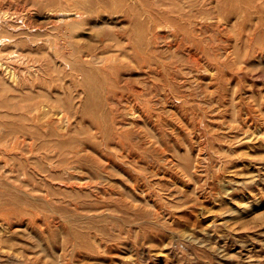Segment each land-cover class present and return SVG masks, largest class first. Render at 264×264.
<instances>
[{
	"label": "rangeland",
	"instance_id": "obj_1",
	"mask_svg": "<svg viewBox=\"0 0 264 264\" xmlns=\"http://www.w3.org/2000/svg\"><path fill=\"white\" fill-rule=\"evenodd\" d=\"M0 264H264V0H0Z\"/></svg>",
	"mask_w": 264,
	"mask_h": 264
},
{
	"label": "bare ground",
	"instance_id": "obj_2",
	"mask_svg": "<svg viewBox=\"0 0 264 264\" xmlns=\"http://www.w3.org/2000/svg\"><path fill=\"white\" fill-rule=\"evenodd\" d=\"M20 19V18H19ZM22 19V18H21ZM18 57V56H17ZM6 85V84H5ZM10 89V88H9ZM35 99V98H34ZM66 122V121H65Z\"/></svg>",
	"mask_w": 264,
	"mask_h": 264
}]
</instances>
